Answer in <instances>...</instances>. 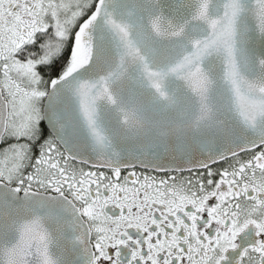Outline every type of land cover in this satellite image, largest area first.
<instances>
[{"label": "snow or ice", "instance_id": "snow-or-ice-1", "mask_svg": "<svg viewBox=\"0 0 264 264\" xmlns=\"http://www.w3.org/2000/svg\"><path fill=\"white\" fill-rule=\"evenodd\" d=\"M0 264H264V0H0Z\"/></svg>", "mask_w": 264, "mask_h": 264}]
</instances>
